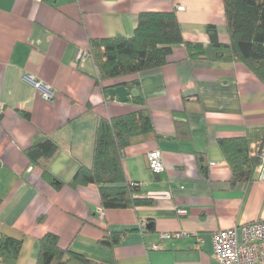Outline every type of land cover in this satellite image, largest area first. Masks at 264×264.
Segmentation results:
<instances>
[{
	"label": "crops",
	"instance_id": "1",
	"mask_svg": "<svg viewBox=\"0 0 264 264\" xmlns=\"http://www.w3.org/2000/svg\"><path fill=\"white\" fill-rule=\"evenodd\" d=\"M144 11H175L183 38L205 54L191 58L178 44L163 66L126 78L138 82L159 135L127 147L123 168L154 203L103 209L95 185L71 179L92 165L97 120L139 107L105 97L92 57L76 54L93 38L131 36ZM208 24L228 42L222 0H0V234L22 239L15 264H34L48 232L95 264H219L212 232L264 218V179L232 185L218 144L264 131V83L243 63L215 60ZM44 136L59 146L48 166L57 184L25 155ZM154 148L160 174L147 163ZM110 231L125 233L101 244Z\"/></svg>",
	"mask_w": 264,
	"mask_h": 264
},
{
	"label": "trees",
	"instance_id": "2",
	"mask_svg": "<svg viewBox=\"0 0 264 264\" xmlns=\"http://www.w3.org/2000/svg\"><path fill=\"white\" fill-rule=\"evenodd\" d=\"M228 42L218 39L217 27L206 26V32L216 61L243 63L264 83V0H222ZM181 44L191 58L203 56L201 43L183 38L175 11H144L137 17L131 36L93 38L88 53L96 70V83L105 97L107 89L124 85L129 90L138 86L135 80L126 81L142 71L163 66L168 62L175 45ZM138 110L115 117L97 120L93 160L90 167L79 166L71 179L72 185L93 184L98 188L103 209H117L151 205L154 200L145 196L136 183L126 179L123 168L127 147L158 137L150 110L141 94L128 99ZM178 121V120H177ZM185 123V121H179ZM264 131L247 130L244 136L218 139L219 147L230 170V183L248 182L255 176L260 163ZM57 142L48 136L41 137L25 149V155L40 166L43 175L52 183L58 179L48 173V166L57 154ZM125 231L106 232L103 245L118 243ZM22 239L0 234V264H15ZM39 249L34 264H95L82 254L62 248L58 236L48 232L38 242Z\"/></svg>",
	"mask_w": 264,
	"mask_h": 264
},
{
	"label": "built area",
	"instance_id": "3",
	"mask_svg": "<svg viewBox=\"0 0 264 264\" xmlns=\"http://www.w3.org/2000/svg\"><path fill=\"white\" fill-rule=\"evenodd\" d=\"M176 10H184L181 4L176 5ZM88 51H78L76 59L80 60ZM36 88L41 92L45 100H51L52 91L45 84L33 81ZM260 163L255 168V174L259 179H264V150L259 153ZM149 169L154 174H160L165 166L159 149L154 148L147 153ZM180 214L185 210L180 209ZM145 222H139L138 227L143 228ZM161 237H168L163 234ZM199 247V238H197ZM212 254L219 264H264V218L256 219L240 226L228 229H221L212 232Z\"/></svg>",
	"mask_w": 264,
	"mask_h": 264
},
{
	"label": "water",
	"instance_id": "4",
	"mask_svg": "<svg viewBox=\"0 0 264 264\" xmlns=\"http://www.w3.org/2000/svg\"><path fill=\"white\" fill-rule=\"evenodd\" d=\"M107 94L110 99H114L115 97L121 102L128 101L129 97H136L139 94V90L137 88L128 89L124 85H117L114 87H109L107 89Z\"/></svg>",
	"mask_w": 264,
	"mask_h": 264
}]
</instances>
